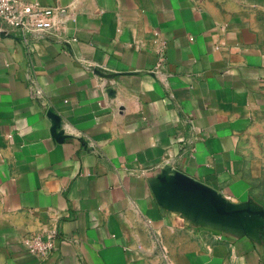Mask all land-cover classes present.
I'll use <instances>...</instances> for the list:
<instances>
[{
	"label": "crops",
	"instance_id": "crops-1",
	"mask_svg": "<svg viewBox=\"0 0 264 264\" xmlns=\"http://www.w3.org/2000/svg\"><path fill=\"white\" fill-rule=\"evenodd\" d=\"M22 1L66 14L0 38V264H264V0Z\"/></svg>",
	"mask_w": 264,
	"mask_h": 264
},
{
	"label": "built area",
	"instance_id": "built-area-1",
	"mask_svg": "<svg viewBox=\"0 0 264 264\" xmlns=\"http://www.w3.org/2000/svg\"><path fill=\"white\" fill-rule=\"evenodd\" d=\"M66 14L63 8H52L22 0H0V38L21 39L35 32L54 26L57 15ZM2 35L4 37H2ZM58 234L35 236L25 240L28 249L39 256H47L56 250Z\"/></svg>",
	"mask_w": 264,
	"mask_h": 264
},
{
	"label": "water",
	"instance_id": "water-1",
	"mask_svg": "<svg viewBox=\"0 0 264 264\" xmlns=\"http://www.w3.org/2000/svg\"><path fill=\"white\" fill-rule=\"evenodd\" d=\"M2 37H4V36L2 35Z\"/></svg>",
	"mask_w": 264,
	"mask_h": 264
}]
</instances>
